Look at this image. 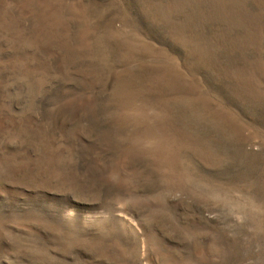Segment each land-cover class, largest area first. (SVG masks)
Segmentation results:
<instances>
[{
  "label": "rangeland",
  "instance_id": "rangeland-1",
  "mask_svg": "<svg viewBox=\"0 0 264 264\" xmlns=\"http://www.w3.org/2000/svg\"><path fill=\"white\" fill-rule=\"evenodd\" d=\"M0 264H264V0H0Z\"/></svg>",
  "mask_w": 264,
  "mask_h": 264
}]
</instances>
